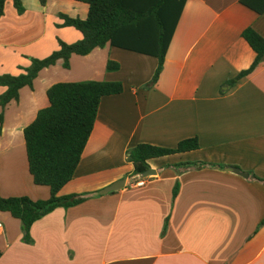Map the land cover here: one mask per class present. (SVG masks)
<instances>
[{
    "label": "crops",
    "instance_id": "1",
    "mask_svg": "<svg viewBox=\"0 0 264 264\" xmlns=\"http://www.w3.org/2000/svg\"><path fill=\"white\" fill-rule=\"evenodd\" d=\"M20 1L21 13L11 0L3 3L0 74L22 72L28 56L43 57L57 47L56 37L72 42L81 36L55 23L61 21L57 12L83 18L84 2ZM247 26L264 37V10L239 0H185L152 86L142 84L153 72L154 56L107 42L70 54L66 68L57 59L37 72L30 87L21 86L17 98L0 107V196L32 199L47 197L48 187L34 184L27 171L22 127L47 104L46 88L56 81L113 80L122 89L99 98L72 176L57 191L88 197L35 219L30 243L20 239L19 220L0 210V264H264V222L257 227L264 183L250 175L264 178V56L218 90L253 59L241 36ZM107 59L118 68L106 70ZM191 136L196 148L149 158L155 172L132 184L127 148L140 142L173 147ZM183 161L204 164L172 166ZM121 177L123 187L97 191Z\"/></svg>",
    "mask_w": 264,
    "mask_h": 264
},
{
    "label": "trees",
    "instance_id": "2",
    "mask_svg": "<svg viewBox=\"0 0 264 264\" xmlns=\"http://www.w3.org/2000/svg\"><path fill=\"white\" fill-rule=\"evenodd\" d=\"M41 4L45 0H38ZM87 6L83 18L57 12L61 19L57 26H72L81 36L65 42L56 37L57 47L43 57L28 56V65L18 74L1 73L0 107L10 99H16L18 89L31 86L37 72L61 59L63 67L68 66L70 54H85L93 47L106 42L110 45L149 54L156 63L150 78L142 84L143 88L153 85L162 68L167 44L175 27L180 10L185 0H77ZM256 12L264 10V0H239ZM4 0H0V15ZM17 13L23 11L20 0H11ZM241 36L254 51V56L247 68L240 70L233 77L224 80L218 90L223 92L238 77L250 72L264 56V37L250 26L241 30ZM118 68V63L111 59L105 62L106 70ZM122 89L119 81L79 80L56 81L45 90L47 104L36 110L34 117L22 127V137L26 157L27 171L34 184L46 185L48 196L32 199L26 195L0 196V210L6 211L19 220L20 239L30 243V224L56 206L67 207L86 197L88 192L58 194L59 188L67 182L79 160L81 151L91 131L99 98L105 94L118 93ZM1 121V113H0ZM198 146L195 136L185 137L173 147H164L140 142L125 150V160L131 163V173L136 174L148 167L149 158L194 149ZM200 161H183L174 167H198ZM216 166H225L216 164ZM251 177L264 183V178L250 173ZM177 191L174 182L171 197ZM166 219L161 233L165 230ZM264 222L261 218L257 227Z\"/></svg>",
    "mask_w": 264,
    "mask_h": 264
},
{
    "label": "water",
    "instance_id": "3",
    "mask_svg": "<svg viewBox=\"0 0 264 264\" xmlns=\"http://www.w3.org/2000/svg\"><path fill=\"white\" fill-rule=\"evenodd\" d=\"M227 168L229 170H232V171H234L236 173L241 174L242 176H246L247 175L246 172H242L239 169H237L236 167L228 166ZM154 172H155V170L148 166L146 169H144L143 171L139 172L138 174H139V176H147V175L153 174ZM124 184H125V178L121 177V178H118V179L112 181L111 183L107 184L106 186L98 189L97 191L99 193H105V192L110 191V190H115V189L121 188V187L124 186Z\"/></svg>",
    "mask_w": 264,
    "mask_h": 264
},
{
    "label": "built area",
    "instance_id": "4",
    "mask_svg": "<svg viewBox=\"0 0 264 264\" xmlns=\"http://www.w3.org/2000/svg\"><path fill=\"white\" fill-rule=\"evenodd\" d=\"M136 175V178L132 181V184L134 185H140L143 183V177H146V176H139V174H135ZM149 176V175H147Z\"/></svg>",
    "mask_w": 264,
    "mask_h": 264
}]
</instances>
